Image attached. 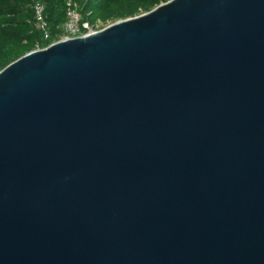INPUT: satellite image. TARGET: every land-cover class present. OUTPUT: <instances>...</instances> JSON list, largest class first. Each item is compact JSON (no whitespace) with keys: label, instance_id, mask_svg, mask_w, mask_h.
<instances>
[{"label":"water","instance_id":"1","mask_svg":"<svg viewBox=\"0 0 264 264\" xmlns=\"http://www.w3.org/2000/svg\"><path fill=\"white\" fill-rule=\"evenodd\" d=\"M0 264H264V0H167L0 69Z\"/></svg>","mask_w":264,"mask_h":264},{"label":"trees","instance_id":"2","mask_svg":"<svg viewBox=\"0 0 264 264\" xmlns=\"http://www.w3.org/2000/svg\"><path fill=\"white\" fill-rule=\"evenodd\" d=\"M44 5L43 16L49 38L37 27L33 4ZM67 0H0V69L22 54L42 48L59 39L67 19ZM77 3L81 20L93 27L99 23L133 17L167 0H72Z\"/></svg>","mask_w":264,"mask_h":264},{"label":"built area","instance_id":"3","mask_svg":"<svg viewBox=\"0 0 264 264\" xmlns=\"http://www.w3.org/2000/svg\"><path fill=\"white\" fill-rule=\"evenodd\" d=\"M66 7L67 19L62 25V34L59 36L58 40L79 35H86L99 30L96 26L93 27L88 22L81 20V14L77 3L73 2L72 0H67ZM33 8L35 12L36 25L42 31L44 38L47 39L49 38L50 33L48 31L47 23L43 16L44 5L40 1H35L33 4Z\"/></svg>","mask_w":264,"mask_h":264},{"label":"rangeland","instance_id":"4","mask_svg":"<svg viewBox=\"0 0 264 264\" xmlns=\"http://www.w3.org/2000/svg\"><path fill=\"white\" fill-rule=\"evenodd\" d=\"M114 22V21H113ZM112 22H107V23H99L96 27L97 29H102L106 27L107 25L111 24Z\"/></svg>","mask_w":264,"mask_h":264},{"label":"bare ground","instance_id":"5","mask_svg":"<svg viewBox=\"0 0 264 264\" xmlns=\"http://www.w3.org/2000/svg\"><path fill=\"white\" fill-rule=\"evenodd\" d=\"M93 33V32H92ZM89 34H91V33H89Z\"/></svg>","mask_w":264,"mask_h":264}]
</instances>
